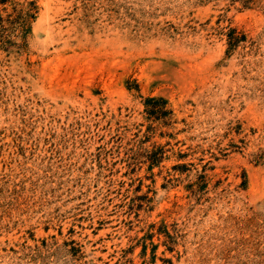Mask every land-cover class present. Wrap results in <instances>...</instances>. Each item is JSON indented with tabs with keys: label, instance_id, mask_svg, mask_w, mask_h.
I'll list each match as a JSON object with an SVG mask.
<instances>
[{
	"label": "rangeland",
	"instance_id": "obj_1",
	"mask_svg": "<svg viewBox=\"0 0 264 264\" xmlns=\"http://www.w3.org/2000/svg\"><path fill=\"white\" fill-rule=\"evenodd\" d=\"M0 264H264V0H0Z\"/></svg>",
	"mask_w": 264,
	"mask_h": 264
}]
</instances>
